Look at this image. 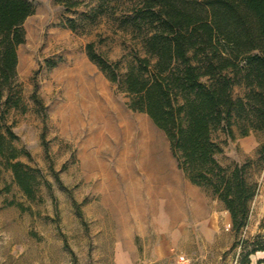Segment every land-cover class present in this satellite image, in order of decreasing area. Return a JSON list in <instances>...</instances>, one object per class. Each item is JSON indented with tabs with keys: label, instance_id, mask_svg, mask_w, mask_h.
I'll return each instance as SVG.
<instances>
[{
	"label": "rangeland",
	"instance_id": "1",
	"mask_svg": "<svg viewBox=\"0 0 264 264\" xmlns=\"http://www.w3.org/2000/svg\"><path fill=\"white\" fill-rule=\"evenodd\" d=\"M30 1L35 12L6 91L21 102L6 117L29 153L21 160L36 177V198L0 165V264H238L224 204L187 178L164 131L88 56L95 43L126 66L138 39L124 23L143 0ZM263 142L237 135L217 156L226 166L253 161L245 240L264 237ZM263 259L259 251L251 264Z\"/></svg>",
	"mask_w": 264,
	"mask_h": 264
},
{
	"label": "trees",
	"instance_id": "2",
	"mask_svg": "<svg viewBox=\"0 0 264 264\" xmlns=\"http://www.w3.org/2000/svg\"><path fill=\"white\" fill-rule=\"evenodd\" d=\"M141 3L124 23L138 39L126 66L100 56L95 43L87 45L88 56L126 94L131 109L146 113L164 131L187 178L224 204L237 237L233 247L241 248L238 264H251V255L264 251L262 235L240 238L257 194L253 161L226 166L217 156L237 135L264 138V0ZM34 12L30 0H0V165L31 199L36 177L21 160L29 153L16 144L6 117L21 98L12 101L6 91L17 79L24 22ZM33 98L38 100L36 93ZM258 154L263 165L264 142Z\"/></svg>",
	"mask_w": 264,
	"mask_h": 264
}]
</instances>
